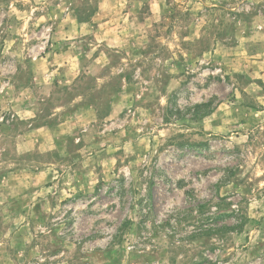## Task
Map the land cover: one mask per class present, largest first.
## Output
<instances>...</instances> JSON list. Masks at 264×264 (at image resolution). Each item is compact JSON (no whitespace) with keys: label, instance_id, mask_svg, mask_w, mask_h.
<instances>
[{"label":"rangeland","instance_id":"1","mask_svg":"<svg viewBox=\"0 0 264 264\" xmlns=\"http://www.w3.org/2000/svg\"><path fill=\"white\" fill-rule=\"evenodd\" d=\"M205 259L264 264V0H0V264Z\"/></svg>","mask_w":264,"mask_h":264},{"label":"trees","instance_id":"2","mask_svg":"<svg viewBox=\"0 0 264 264\" xmlns=\"http://www.w3.org/2000/svg\"><path fill=\"white\" fill-rule=\"evenodd\" d=\"M77 18H78V16H77ZM80 20V19H79ZM198 263H200V262H198ZM198 263H196V264H198ZM204 264H210V261L208 260V259H205L204 260Z\"/></svg>","mask_w":264,"mask_h":264}]
</instances>
